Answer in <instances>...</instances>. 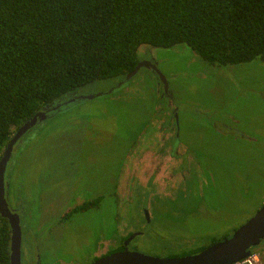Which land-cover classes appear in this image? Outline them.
<instances>
[{
	"label": "rangeland",
	"instance_id": "rangeland-1",
	"mask_svg": "<svg viewBox=\"0 0 264 264\" xmlns=\"http://www.w3.org/2000/svg\"><path fill=\"white\" fill-rule=\"evenodd\" d=\"M139 55L165 77L168 101L158 76L142 67L111 93L62 108L14 146L5 178L8 206L20 212L21 264H89L144 226V204L149 229L127 248L164 257L175 246L231 236L264 203V61L211 64L181 44ZM121 80L77 93H106ZM181 155L203 176L181 170ZM95 197V206L63 217ZM251 263L264 264V239L237 264Z\"/></svg>",
	"mask_w": 264,
	"mask_h": 264
},
{
	"label": "trees",
	"instance_id": "trees-1",
	"mask_svg": "<svg viewBox=\"0 0 264 264\" xmlns=\"http://www.w3.org/2000/svg\"><path fill=\"white\" fill-rule=\"evenodd\" d=\"M180 44L211 64L264 61V0H0V158L42 106L123 79L143 47ZM10 239L0 215V264H9Z\"/></svg>",
	"mask_w": 264,
	"mask_h": 264
},
{
	"label": "water",
	"instance_id": "water-1",
	"mask_svg": "<svg viewBox=\"0 0 264 264\" xmlns=\"http://www.w3.org/2000/svg\"><path fill=\"white\" fill-rule=\"evenodd\" d=\"M142 67L150 68L152 72L158 76L163 84L164 93H166L168 89L165 77L150 60H142L136 64L132 71L125 74L118 85L108 90L106 93L81 94L73 92L67 94L50 104L42 106L12 134L0 158V215L7 219L11 229L9 264H21L20 212H13L9 208L5 200L4 185L5 171L11 158L14 145L29 129L57 114L62 108L111 93L125 82L129 81ZM145 213L147 216L146 210ZM263 239L264 203L251 219H249L246 224L236 229L231 236L224 237L196 253L178 257H160L132 252L126 247L122 251L114 252L96 259L90 264H237L246 259L250 255L251 248L259 245Z\"/></svg>",
	"mask_w": 264,
	"mask_h": 264
},
{
	"label": "flooded vegetation",
	"instance_id": "flooded-vegetation-1",
	"mask_svg": "<svg viewBox=\"0 0 264 264\" xmlns=\"http://www.w3.org/2000/svg\"><path fill=\"white\" fill-rule=\"evenodd\" d=\"M147 60H150L152 63H154V61H153V59H151V58H148ZM147 68V67H146ZM140 69H142V68H140ZM139 69V70H140ZM148 70H151L150 68H147ZM138 70V71H139ZM137 71V72H138ZM152 71V70H151ZM123 78V77H122ZM159 79V78H158ZM160 81V80H159ZM160 83H161V81H160ZM162 84V83H161ZM163 86V85H162ZM164 95H165V99L168 101L170 98H171V96H170V94L169 93H164ZM177 118V117H176ZM174 116H172V119L174 120V124H175V127H174V134H173V136H172V138H174V139H177V136H178V132H177V119H176ZM164 134H165V132H164ZM157 138V137H156ZM157 139H162V138H157ZM172 142H170V144L169 145H172L171 144ZM16 145V144H15ZM14 145V146H15ZM14 148V147H13ZM180 160L181 161H183V163H184V165L180 168L181 170H187V168H188V170H195L196 168L198 169V172H199V176L201 177V176H203V173H204V170L202 169V167L200 166V164L198 163V162H195L196 163V165H195V167L194 168H192L191 167V164L193 163V161H191L190 159L188 160L187 158H186V155H181L180 156ZM150 161H151V169H152V164H153V162H152V160L150 159ZM171 163V162H170ZM170 163L169 164H167L166 162L165 163H162L161 164V166H163V167H165V169H166V173H165V175H167V170H168V168H169V170H171L172 169V167H173V165H170ZM156 164V163H155ZM185 167H187L186 169H185ZM155 171H156V169H155ZM182 172V171H181ZM209 173V172H208ZM181 175H183V173H181ZM168 176V175H167ZM168 178H169V176H168ZM184 178H185V176H184ZM4 185H5V200H6V202L8 201V192H9V185L7 184V181L6 180H4ZM95 202L97 201V203H99L100 202V197H95ZM94 200H91V201H88V202H92L93 204H95V202H94ZM82 203H84V202H82ZM81 203V204H82ZM7 204H8V202H7ZM81 204H79V205H81ZM93 204H91V205H93ZM88 206V208H86V209H84V210H87V209H89L90 207H92V206ZM77 206V205H76ZM76 206H74V207H76ZM93 206H95V205H93ZM73 207V208H74ZM73 208H70V209H68V211H66V212H64L63 213V217L64 218H69L70 217V215L72 214V213H74V212H72L71 213V211L73 210ZM16 208H14V209H11L13 212H18V210L16 209ZM145 210H146V204H144L143 205V207H142V212L144 213V219H145V224H144V226L142 227V228H140V229H138V230H135V231H131V232H129L128 234H126L125 236H123V238H122V240H120L119 241V244L118 245H115V247H111V248H108V249H106L105 248V245L103 246V249L104 250H102V251H100V250H98L97 252H95L94 253V255L92 256V260H91V262L92 261H94V260H96V259H99V258H101V257H103V256H106V255H108V254H111V253H114V252H118V251H122V250H124L127 246H128V243L127 242H129V239H131V240H133L136 236H138V235H141V234H144V229H149V228H147L148 226H149V224H150V222L148 221V215L146 216V213H145ZM81 211V210H80ZM78 212V211H77ZM19 223H20V216H19ZM147 223H148V225H147ZM21 228V227H20ZM129 238V239H128ZM210 238H212V237H210ZM210 238H209V240H210ZM208 240V241H209ZM207 241V242H208ZM131 242V241H130ZM171 242V243H170ZM174 241H169V245H166V247L167 248H171V247H173L172 246V243H173ZM207 242H202V243H200L199 245H197V246H194V247H187V248H184V247H182L183 249L182 250H178V248H177V246H175V247H173V249H171V250H167L168 252L165 254V256L164 257H178V256H185V255H179V254H181V253H184V252H189L190 250H192V249H194V248H198V247H201V246H203V245H205V244H207ZM174 244V243H173ZM260 244H261V242H260ZM259 244V245H260ZM259 245H257V246H254V247H252L251 248V252H250V255L247 257V258H249L251 255H252V252H253V249H256ZM208 246V245H207ZM206 246V247H207ZM20 248H21V246H20ZM39 249V248H38ZM129 249V248H128ZM38 251V250H37ZM200 251V250H199ZM20 252H21V249H20ZM196 252H198V251H196ZM196 252H194V253H196ZM191 254H193V253H191ZM186 255H189V254H186ZM21 260H22V257H21ZM90 262V263H91ZM89 263V264H90Z\"/></svg>",
	"mask_w": 264,
	"mask_h": 264
},
{
	"label": "built area",
	"instance_id": "built-area-1",
	"mask_svg": "<svg viewBox=\"0 0 264 264\" xmlns=\"http://www.w3.org/2000/svg\"><path fill=\"white\" fill-rule=\"evenodd\" d=\"M245 260V259H244ZM252 264V263H251Z\"/></svg>",
	"mask_w": 264,
	"mask_h": 264
}]
</instances>
